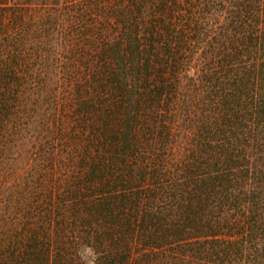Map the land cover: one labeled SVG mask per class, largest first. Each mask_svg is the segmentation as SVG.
Masks as SVG:
<instances>
[{"label":"trees","instance_id":"trees-1","mask_svg":"<svg viewBox=\"0 0 264 264\" xmlns=\"http://www.w3.org/2000/svg\"><path fill=\"white\" fill-rule=\"evenodd\" d=\"M0 207V264H264V0H0Z\"/></svg>","mask_w":264,"mask_h":264},{"label":"rangeland","instance_id":"rangeland-1","mask_svg":"<svg viewBox=\"0 0 264 264\" xmlns=\"http://www.w3.org/2000/svg\"><path fill=\"white\" fill-rule=\"evenodd\" d=\"M67 1H74V0H8V3L10 4H23V5H29V6H34V7H42L43 5H52L55 3H60V4H64L67 3ZM195 70H193L192 68L187 72V75L184 76L183 78V93L184 96L187 98L189 97L190 100H193V95L194 92L192 87L190 88V80H188V78H196L197 77V70H196V66H193ZM183 105H181L182 107ZM180 116V115H179ZM24 137H28L26 134L24 135ZM26 143H28V141L26 140L25 142V151L28 150V148L26 147ZM23 146V145H22ZM22 150V152L20 151H16L15 155L16 157H14V159L9 161L8 164V169H6L4 172H8L9 174H7L5 176L7 183L9 185H15V183L19 182L20 179H22L25 175H27L28 173H30L31 169L30 166L33 165L32 164V159L30 160V155ZM19 152L21 153L19 156ZM20 157V158H19ZM33 167V166H32ZM4 208L0 207V215L4 216V212H3ZM83 256L84 259L87 262H93L95 261V254L93 252V250L91 249H84L83 250ZM156 259V258H155ZM148 264H195L193 263L191 260H186V261H172L170 260L168 257H160V260L155 262V260H151Z\"/></svg>","mask_w":264,"mask_h":264}]
</instances>
